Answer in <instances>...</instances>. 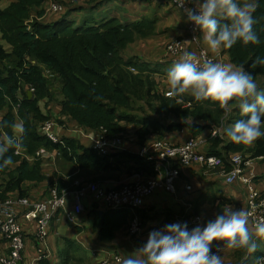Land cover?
I'll use <instances>...</instances> for the list:
<instances>
[{
	"label": "trees",
	"instance_id": "obj_1",
	"mask_svg": "<svg viewBox=\"0 0 264 264\" xmlns=\"http://www.w3.org/2000/svg\"><path fill=\"white\" fill-rule=\"evenodd\" d=\"M45 2L18 0L0 10V41L11 48L7 54L0 45V112L6 111L1 121L11 125L17 118L23 120L26 129L23 146L8 153L14 163L0 170V203L12 194L27 197L26 184H38L48 179L41 172L43 160L36 156L41 150L54 152L63 163L97 175L95 181L102 179V175L120 173L122 169L127 173H137L144 181L154 178V162L140 157L138 148L150 143L152 137L162 139L165 134L184 130L188 132L187 139L204 138L205 145L201 151L220 158L226 171L231 169L230 158L234 154H240L243 163L264 161V138L251 145H238L225 134V129L241 118L233 102H230V116L211 100L196 101L192 98L189 102L181 97L167 98L158 91L153 76L147 73L152 72L147 65L123 59L122 53L129 45L155 36L156 19L121 23L118 19L109 18L99 23L83 21L74 26L72 22H66L68 12L61 19L62 23L46 24L43 23ZM253 15L261 43L244 46L237 42L232 48L223 49V53L228 55L231 65H243L264 88V66L253 64L257 56L264 57V0H258ZM56 84L62 96L60 114L83 130L122 139L127 131L122 124H133V141L123 143L128 148L102 157L78 139L52 141L41 135L38 128L50 120V115L47 106L44 107L45 113L41 111L39 103L55 99L53 90ZM29 91L32 93L30 99L27 97ZM137 103L142 105L141 118H129L128 111H132V106ZM187 103L190 105L186 106ZM214 131H221V134L216 132L213 136ZM0 132L11 135L13 129L4 127ZM17 150L22 154H17ZM25 156L33 160L28 161ZM188 168H179L176 182ZM186 186L190 190L185 191H191V186ZM229 204L230 201L222 199L219 206ZM99 210L104 212L102 218L97 215ZM143 212L141 208L135 211L140 225H143L147 211ZM90 214L94 216L100 241L112 240L122 228L130 236L128 228L134 216L130 210H109L94 203ZM58 215L57 212L54 217ZM196 215L200 214L196 212ZM249 227L254 229L250 222ZM258 242L257 252L251 255L243 249H233L232 264H256L253 257H264V238ZM58 244L60 249L56 258L64 254L62 264H83L84 259L78 256L80 251L76 244L67 238H59ZM50 261L43 259L38 264H51Z\"/></svg>",
	"mask_w": 264,
	"mask_h": 264
},
{
	"label": "crops",
	"instance_id": "obj_2",
	"mask_svg": "<svg viewBox=\"0 0 264 264\" xmlns=\"http://www.w3.org/2000/svg\"><path fill=\"white\" fill-rule=\"evenodd\" d=\"M17 1L18 0H0V10L7 8L11 3ZM75 1L76 0H51V2H56V4L59 6L61 5V9L56 13H51V15L46 18L49 5L46 4V8L44 7L45 16L43 18V23H62L61 19L65 18L64 16L67 15L68 12L70 15L72 12L85 9L82 7L83 1L93 2L92 5L88 7L86 6L87 8L91 9L98 4L107 5L108 3L106 2L109 0ZM139 2H145L143 9L151 8L158 10L156 15H153L154 19L157 20L163 16L167 17V24L169 25L168 27H172L171 31H173V33H171V38H175L174 40H182L188 51L194 52L196 54L200 47H204L216 58L218 63L230 64L229 57L227 61L225 60L224 55L226 54L223 53V49H219L216 52L209 50L206 42L203 39V33L201 31L198 34H192L189 30H187V32L189 31L188 34L190 37L185 33L186 27L188 28L189 23L186 22V17L182 18V20H175L173 18V14L169 13V11H172V6H174L173 4L171 5V3L166 0H139ZM69 4L73 5L68 7ZM133 11L134 9L132 8L131 13H133ZM134 14L135 13H133L131 16L133 19H137L139 16ZM68 16L65 18L67 20L66 22H70L68 21ZM111 18H115V14ZM123 20L126 19L122 18L121 21H119L121 23L141 21L136 20L128 22ZM176 32L178 33L176 34ZM195 41H198L197 45H195ZM0 45L2 46L5 53L9 54L11 52L10 46L4 41H0ZM125 59L130 60V58ZM167 59V63L169 64L165 68L164 73L168 72L171 65L177 61V58ZM188 96L189 94L186 93L181 98L184 100ZM61 100L62 96L59 94L58 98L55 97L53 101L44 100L39 103V107L43 113H45L44 107L47 106V109L49 110V122L52 123L53 137L56 140H60V138H75L86 147L91 148V144H88L87 142L86 144L85 140L92 141L94 136L99 132L83 130L71 120L63 117L60 114ZM5 113L6 111L0 112V121ZM13 114L16 115V110L13 111ZM51 120H55L56 124H54V122ZM16 122H19L17 118H15L14 123ZM41 127L42 126L38 128V131L44 136L41 131ZM3 135L4 134L0 132V138H2ZM187 138L188 132L184 130L178 133L165 134L164 138L162 139L170 142L173 145H178L184 143ZM152 139L154 138L152 137ZM123 148L126 150L128 147L124 145ZM40 158L43 160L41 163V172L48 179L38 184H26L25 186L27 187L26 190L28 194L27 198H30L33 201L46 200L50 197V189L55 186L58 188V190H64L68 193L66 206L64 209L59 210V215L56 218L54 217V221L52 220V223H54H50L51 226L49 225L48 235L45 240H42L37 235L35 224L21 219L24 230L25 245L21 253V260L18 264H38V261H40L38 259L43 252L47 253L48 257L45 259L51 260V264H58L59 258L53 260V257L54 254L57 253L58 249H60V247L57 246L59 245V238H67L78 246L80 256L82 259H84L83 264H102L105 258L111 257H118L120 262L117 264H122V258L133 253L136 249L141 247L146 242L148 234L151 231L162 229L165 225L170 224V221L174 217L183 218L182 221L188 222L190 217L192 215H196V212H198V214H200L199 216L202 218V223L200 226H203L209 220L214 219L216 215L220 214L223 207L227 206H219L222 199L230 201L229 205H231L233 209H244L246 205L247 194L242 184L237 183L227 186L223 182V177L219 176V174H206L200 169L199 166L194 165L186 169L183 172L180 180L176 182L175 194L168 193L164 189L160 188L144 200V206L141 209L142 212H147L146 217L143 219V225L141 224L142 227L140 233L137 236H128L126 234L125 228H122L120 231L115 233L112 240L103 242L98 239V230L95 225L94 216L90 214L95 202L89 194H86L82 197L83 211L76 217L75 223H70L67 219V213H71L73 211V206L75 204L73 197V193L76 189L75 182L80 181L83 183H98L106 189H113L119 185L133 182L137 179V173H132L133 171L127 173L126 169H122L120 173L102 175L100 176L102 179L95 181L98 179L97 175L80 171L73 164L63 163L60 159L58 160L57 154L54 152L49 153L44 151ZM26 159L28 161L33 160L32 157H26ZM244 173L253 177L252 179L255 188L263 194L264 161H249ZM187 184L191 186V191L189 192L185 191L184 186ZM10 198H19V196L17 194H12L8 199ZM64 223L68 224L69 226L65 225ZM217 244L222 245L223 242L213 241L214 247H216ZM7 254L8 250L6 243L4 242V239L0 237V255ZM223 255L228 257L227 260L223 262V264L233 263V249L224 247L221 258Z\"/></svg>",
	"mask_w": 264,
	"mask_h": 264
},
{
	"label": "clouds",
	"instance_id": "obj_3",
	"mask_svg": "<svg viewBox=\"0 0 264 264\" xmlns=\"http://www.w3.org/2000/svg\"><path fill=\"white\" fill-rule=\"evenodd\" d=\"M188 22L203 33L212 52L230 49L237 42L244 46L259 45L261 38L255 29L256 2L241 0H177ZM192 4L193 7L185 5ZM254 65L264 66V57L257 56ZM168 95L182 97L188 93L196 101L211 100L226 114L235 104L240 119L225 129L231 142L251 145L264 138V88L243 65L221 64L212 59H197L196 54L184 51L167 72ZM11 127L13 134L0 138V170L14 163L10 150L23 146L26 133L23 120L8 124L0 121V128ZM218 163V161H217ZM264 238V220L249 227V213L223 207L220 214L203 226L189 229L187 223H172L151 231L146 242L133 253L122 258V264H223L221 247L243 249L249 255L257 252L259 240ZM213 241L217 251H213ZM256 264H264L257 257Z\"/></svg>",
	"mask_w": 264,
	"mask_h": 264
},
{
	"label": "built area",
	"instance_id": "obj_4",
	"mask_svg": "<svg viewBox=\"0 0 264 264\" xmlns=\"http://www.w3.org/2000/svg\"><path fill=\"white\" fill-rule=\"evenodd\" d=\"M74 1V0H67ZM175 7L182 10L177 0H166ZM188 7V4L185 5ZM61 7L51 2L48 8L49 12H58ZM183 11V10H182ZM188 30L192 34H197L199 29L194 28L189 22ZM184 51H188L181 41L174 40L167 44L165 53L167 58H180ZM198 60L203 62L204 59H212L217 62L216 58L207 51L199 49L196 53ZM133 71V69H131ZM31 92V91H30ZM169 92V91H168ZM168 92H164V96L169 98ZM190 104L187 103L186 106ZM41 131L47 138L57 141L52 134V123L46 121L41 127ZM123 141L119 137L107 138L102 132L97 133L91 143V148L97 153L106 157L110 154L124 151ZM204 141L198 138L190 137L184 143L173 145L164 139H156L140 147L137 154L142 158L154 162L155 177L144 181L142 177L136 174L137 179L131 183L119 185L113 189H106L98 183L75 182V191L73 193L75 204L73 211L67 213V219L70 223H75L76 217L82 213V197L89 194L95 203L109 210L127 209L133 213V218L129 225V235H138L141 230L140 221L135 216V211L144 206V200L152 195L157 189H164L166 192L175 194L176 180L179 176V168H188L191 166H199L206 174H219L223 177V182L227 186L234 184H242L247 193L246 205L242 210L249 213V222L252 227L264 220V197L254 186L253 177L245 174L244 170L249 161L243 163L240 154H234L230 158L231 169L226 171L222 160L215 156L204 154L201 150ZM16 153H20L18 150ZM44 150L37 153L41 156ZM22 154V153H20ZM218 161V163H217ZM242 165L244 168H242ZM178 166V167H177ZM185 189L190 190L189 186ZM50 197L43 201H33L27 197L10 198L0 203V237L4 239L8 250L7 255H0V264H18L21 260V253L24 249V230L21 219L26 222L35 224L37 235L45 240L49 225L60 209L66 206L68 193L64 190H58L55 186L49 191ZM238 210V209H237ZM183 218L174 217L170 221L172 223H187L189 229L200 225L202 218L199 215H192L188 222L182 221ZM223 247L219 249V255L223 253ZM213 251H217L214 247ZM47 253L43 252L38 260L47 258ZM120 262L118 257L105 258L102 264H117Z\"/></svg>",
	"mask_w": 264,
	"mask_h": 264
},
{
	"label": "rangeland",
	"instance_id": "obj_5",
	"mask_svg": "<svg viewBox=\"0 0 264 264\" xmlns=\"http://www.w3.org/2000/svg\"><path fill=\"white\" fill-rule=\"evenodd\" d=\"M76 1H80V0H76ZM247 2H252V0H248ZM50 3H51V0H46V2L44 3V7L46 8V4L50 5ZM106 3H108V4L107 5L98 4L94 8L90 9L87 7L92 5L93 2L83 1L82 7L85 9L80 10V11H76V12H72L68 16V21L72 22V24H74V26L80 25L83 21H87L89 23H99L102 19H109V18L113 17L114 14H115V18L119 19L120 21L122 18L126 19L123 21H128V22L136 21V20H150V19H154L153 15H156V13L158 12V10H156V9H151V8L143 9L145 2H139V0H109ZM49 5H48V8H49ZM71 5H73V4H69L68 7H70ZM171 5H172V3H171ZM188 7H193V5L188 4ZM132 8L134 9V11H133V13H135L134 15L139 16L137 19H133V17L131 16L133 14V13H131ZM47 12H48V14H46V18H48V16L51 15V13H53V12H49V11H47ZM169 13L173 14V18L175 20H182V18L185 17L183 11L180 10L179 8L175 7V6H172V11H169ZM125 16H126V18H125ZM53 20H54V18H53ZM186 22L189 23L188 21H186ZM168 26L169 25L167 24V17L163 16V17L158 18L155 36L147 38L145 40H139V41L132 43L122 53L123 59L130 58V59H134L135 61H141L143 64L147 65V67L150 70H152V72L147 71V73L150 74L151 77L153 76L152 78H154L155 82L157 83L158 91L162 92V93L169 91V86L167 83V75L164 73L165 68L169 64V63H167L168 59L166 57L167 54L165 53V48H166L168 43L172 42L175 39V38L174 39L171 38V33H173V31H171L172 27L169 28ZM187 30H188V28L186 27V30H185L186 34H188V32H189V31L187 32ZM199 32H200V30L198 31V33ZM177 33L178 32H176V34ZM189 37H190V35H189ZM178 41L182 42V40H179V39H178ZM197 42L198 41H195V45L198 44ZM199 49H203V50L207 51L204 47L203 48L200 47ZM210 55H212V54H210ZM224 56H225V60L227 61L228 60L227 54ZM157 64H161V65H157ZM54 86H55L54 87L55 89L53 90V93H54L53 95H54V98L55 97L58 98L59 87L57 84ZM169 98H172V97H169ZM192 98L193 97L191 96V94H189V96L186 97V99H188L189 102L192 100ZM141 106H142L141 103L134 104L132 106L133 110L128 111L127 116L129 118L140 119L142 116V114L140 112ZM230 116H231V114H230ZM51 121H53L54 124H56L55 120H51ZM226 124H227V122H226ZM122 125L125 126L127 129L125 137L122 138L123 143L132 142L133 141L132 136H133L134 130H135L133 124H127L124 122ZM225 128H226V126H225ZM216 132L221 134V131H214L212 133V135L214 136ZM127 134H128V136H127ZM156 139H159V138L155 137L153 140H156ZM198 139H202L204 141V145H205L204 138L201 137ZM86 142L88 144L92 143V141H89V140H85V143ZM58 160H59V158H58ZM65 225L69 226L68 224H65ZM227 252H226V254H227ZM78 256H80V253ZM63 258H64V254H62V256L59 257L58 264H62ZM227 258L228 257L223 255L222 261L223 262L226 261ZM54 259H56V253L54 254L53 260ZM255 260H256V257H253V261H255Z\"/></svg>",
	"mask_w": 264,
	"mask_h": 264
},
{
	"label": "water",
	"instance_id": "obj_6",
	"mask_svg": "<svg viewBox=\"0 0 264 264\" xmlns=\"http://www.w3.org/2000/svg\"><path fill=\"white\" fill-rule=\"evenodd\" d=\"M27 97L30 99L31 97H32V93L29 91V92H27ZM103 211H97V215L100 217V218H102L103 217Z\"/></svg>",
	"mask_w": 264,
	"mask_h": 264
}]
</instances>
